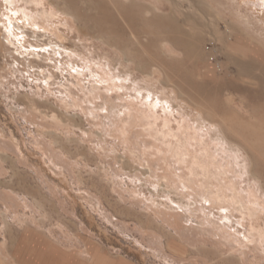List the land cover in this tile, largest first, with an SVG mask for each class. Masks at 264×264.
<instances>
[{
    "label": "rangeland",
    "instance_id": "1",
    "mask_svg": "<svg viewBox=\"0 0 264 264\" xmlns=\"http://www.w3.org/2000/svg\"><path fill=\"white\" fill-rule=\"evenodd\" d=\"M10 1L0 0V137L8 139L6 141L9 142V138L14 139V136H17L8 130L13 129L12 119L18 124L25 123V119L18 116L20 112L40 111L45 114V117H49L50 113H52L51 117H55L58 112L61 117L59 120L61 129L58 130V134L71 144H73L72 136H77L79 144L77 152L82 160V165L79 168L81 179L78 184L81 185L82 198L78 199L79 203H82V214L77 217L64 215L57 201L50 198L48 193H46L47 205L44 207L42 193L38 199L40 201L36 200L34 207L32 204H25L23 209L17 212L0 209V264H15L18 258L24 263L26 262L25 264H30L35 260L44 262V264H177L179 259L170 253L177 250L180 241L174 233L157 221L152 210L155 211L154 201L157 202L158 209H164L171 218L185 220L190 226L193 223L195 226L197 223L205 224L206 227L214 229L215 235L220 230V235H225V239L231 240L230 242L234 244L232 249L243 254V260L246 255L247 262L250 264H264V246L258 236L251 237L249 239L251 242H247L246 249L242 252L240 251L241 247L235 246L237 238L234 235V229L239 230L241 234L246 232L245 227H241L237 220L239 213L236 212V218L226 222L223 208H227V206L215 202L210 205L205 201L204 191L200 186L203 179H190L187 185L191 190H186L182 179L176 176L177 173L187 175L188 169L185 166L182 168L177 165L176 160L169 155L170 166L166 167L158 158L156 160L153 158L152 151L145 154L143 145L146 142L154 144L156 148L161 146L160 148L167 150L161 142L157 143L153 138H149V134L143 130L139 136H144V138L137 139L140 127H142L138 121L137 113H134L133 123L131 121L132 124L128 126L133 133H131V139L129 138L130 142L129 140L125 142L122 132H120L123 126L120 121L121 116L108 118L109 116L105 115L107 113L103 111L101 115L94 112L93 103L100 104L102 102L99 97L93 99L91 96L94 93L90 86L94 80L93 71L86 67L83 60L86 59L85 61L89 62L92 69L95 70L99 63H104L106 55L120 57L119 52L97 39L84 38L81 31L78 30L88 29L90 26L81 17L70 16L67 22L70 24L69 27L59 24L57 20H45L44 17L37 18L40 20L36 19L37 21L32 23L26 20L24 7L28 10L32 9L35 16L38 15L37 10L42 9L27 4L25 0H15L17 1L16 5ZM44 1L48 8L53 5L55 8L59 6L60 10L62 7H67L64 0H55L57 3L53 0ZM76 1L75 5H68V7L71 9V7L76 8L78 4L82 5L81 0ZM107 1L114 13H119L125 8L131 15L139 14L137 26L140 28L146 27L153 32L171 30L179 36L175 42L178 44H175V47L171 46L169 52L157 44L158 48H161L159 50L156 44L151 42L152 35L143 32L139 36L138 34L132 36V27L125 21L126 18L122 19V25L126 29L124 44L127 46L126 43H128L134 48L133 53H138L135 48L151 42L154 44L151 51L158 50V52L154 51L152 56L158 60L162 68L160 71L156 67L153 69V64L151 67L148 66L150 73H155L151 77L152 75L143 73L136 62L121 65L117 59L114 60L116 67L120 64L121 74L132 77L134 83L131 82V86L137 88L138 86L135 84L141 81L142 85L154 89L158 94L162 93V97L166 99H168L167 94L169 93L176 98L174 101L175 112L185 104V110L193 115V119L197 118L201 125L213 129L210 137L212 140L218 137L228 141L226 135L218 133L219 130L221 131L218 125L205 120L201 111L190 106L189 103H185L187 101L178 96L183 94L189 99L200 100L202 95L199 91L202 90L203 85L215 87L219 91L213 95L210 93L205 95L206 99L223 103H227L228 98L236 100L231 118H217L223 124L225 123L224 126L228 132H232L239 139L245 135H251V138L259 136L264 139V96L261 98L253 96L255 90L264 89V9L257 4L260 2L259 0ZM26 5L28 6L26 7ZM14 8L19 13L16 10L8 11L9 9L14 10ZM19 9H22V12ZM9 14L13 16L12 20L8 19L10 22L6 20L9 18ZM165 20H169L168 24H165ZM36 23L38 24L37 28ZM10 29L12 30L10 31ZM11 32H14L13 35ZM59 34H64L65 41L59 39ZM47 36L53 39L49 40ZM9 39L14 42L13 45ZM51 41H55L54 43L57 42L56 44L63 47L60 52L58 50L59 53H56L49 45ZM77 42H79V48L76 47ZM64 46L66 48L76 47L78 52L83 50L85 57L83 60L75 57V61L72 62L70 56L66 54ZM92 49L95 55H92ZM34 52H39L41 56H36ZM211 55H215L220 61L222 69L217 68L211 60ZM245 62L250 65L251 69L248 71L250 73L244 75L241 73L240 64ZM76 68H79L80 72L82 71L80 75L84 80L82 84H78ZM84 71L88 72L84 73ZM49 74H52L54 79L49 78ZM190 78L192 85L187 80ZM163 79L167 84H163ZM64 84L70 85L67 86L70 91ZM90 91L92 92L90 93ZM179 92L180 94H178ZM96 95L98 94L96 93ZM81 105L84 106L85 114H82L80 109H75ZM112 118L115 120L113 121ZM43 123L48 124V122ZM38 128L40 135L47 136L48 132L43 129L44 127ZM28 133L31 134V132ZM28 133L22 131L21 138L24 141H26V136H29ZM230 145V148L235 146L232 142ZM36 146L40 147V144H36ZM236 148L244 156L239 160L242 164V169H239V172L243 174V177L236 179L239 189L247 197V192L254 190L257 197L263 201L264 166L260 165L263 178L255 179L249 171L251 160L242 148L238 146ZM221 153L224 156H230V152L225 149L221 150ZM5 159L8 158L5 157ZM147 163L151 165L152 171L146 174L145 171L148 170L141 167ZM175 169L177 172L174 171ZM18 172L25 175L26 170L20 168ZM164 175L168 179L164 180ZM26 180H22L24 185L27 183ZM72 180L66 179L67 190L71 193L74 192ZM220 181L222 179H209L205 182L210 184L212 190H217L222 187ZM37 186L40 188L43 185L37 181ZM92 188L95 191L93 198L91 197ZM134 191L141 194L140 197H134ZM223 193L227 192L223 191ZM71 202L74 207H78L74 199ZM185 203L190 204L191 208L187 210L182 206V209L185 208V210L181 208L172 210L173 206L179 207ZM48 210L50 214H46ZM3 211H7L5 217ZM44 212L46 215H43ZM6 218L7 221H5ZM214 218L225 221L226 228L215 225L212 220ZM255 220L258 225L264 227V214L259 215ZM81 236L86 240V245H83L84 242L80 243L78 238ZM157 239L160 243L162 241L163 246L166 244L169 250L165 251L164 247L163 252H160ZM76 241H78L77 244ZM90 247L96 253L97 258L91 259L88 256H83L82 250H88ZM181 253L185 254L186 252Z\"/></svg>",
    "mask_w": 264,
    "mask_h": 264
},
{
    "label": "bare ground",
    "instance_id": "2",
    "mask_svg": "<svg viewBox=\"0 0 264 264\" xmlns=\"http://www.w3.org/2000/svg\"><path fill=\"white\" fill-rule=\"evenodd\" d=\"M17 1H19V0H17ZM17 1L11 0L10 2H12V3L14 2V4H15ZM53 1H55V0H53ZM64 1H65V3H67L66 4L67 7L63 8L61 6L62 7L61 8L62 11H61L60 9H58L59 6H58V8H55L53 5L52 7L48 8L46 6V3L44 0H25V2L27 4L35 5L37 8H41L42 10L38 9L37 10L38 15L35 16L32 9L28 10L27 8L24 7V9H23L24 16H25V18H27L26 19L27 21H30L32 23H35L38 20L37 18L44 17L45 20L46 19L52 20V21L57 20V21H59V24H62L63 26H67V27H69V25H70L67 23L68 18L70 16L72 17V15H73V16L81 17L82 19L85 20L86 24L90 26L89 28L87 27L88 29H86V28L80 29L79 28L80 30H78V31L79 32L81 31L82 36L84 38L97 39V40L105 43L106 45H109L114 50L119 52L120 57H117L118 55H113L112 57H110L109 55L105 54L106 58H104V63L103 62L99 63L97 65V69L93 70L92 69L93 67L91 66V64L89 62H86L85 61L86 59L83 60V58L85 57L84 51L83 50L81 52L77 51L76 47L78 46V48H79V42H77L76 47H73V48H70V47L66 48L64 46L66 49L65 52L68 56H70V58L72 59V62L75 61V57H79L86 63V65H87L86 67H88L89 70L93 71L92 76H93L94 80L90 86L93 89L94 93L91 96L93 97V99L99 97L100 101L102 102L100 104L99 103L98 104L93 103L94 112L98 115L99 114L101 115V113L103 111L104 113H107L105 115H106V117L109 116L108 118L113 117V116H116V117L121 116L120 121H121L123 126L121 127L120 132H122V137H123V140L125 142H127L129 140L131 133H132L131 130L128 128V126H130L133 123V121H132L133 116L137 113L138 114V116H137L138 121H139V123H141V126H142V127H140L141 129L137 135L138 136L137 139L142 140V137L144 138V136L141 137L139 135L143 131H145L149 134V136H148L149 138H153L157 143L161 142L162 145H164L166 147V150H167V151L163 150L162 148H160L161 146L156 148L154 146V144H147V142H146V144L143 145L145 148V154L152 151L153 152V154H152L153 158H155V160H156V158H158V160H160L163 164H165L166 167L170 166V163L168 160L169 155L172 156L176 160L175 163L177 165H180L182 168H183V166H185L188 169L187 175H184L182 173H177L176 176L179 179H182V183L184 184V187L186 190H191V188H189V186L187 185L190 182V179H203V181L200 182V186L204 191L205 201L207 202V204H210V205L214 202L219 203V204H223L224 206L226 205L227 208H223V213H225V217L227 220L226 222H228V221L230 222L231 221L230 219H232L234 217L236 218V216H235L236 212L239 213V218L237 220H239V225L241 227H245L246 232H243V234H241L240 231L236 230V229H234L233 232L237 238L236 239V243H237L236 245L238 248L241 247L240 248L241 252L246 249L245 246H246L247 242H249V243L251 242V241H249V239H251V237L254 238L255 236H258L260 238L261 244L264 246V227L263 226L261 227L260 225H258L255 222L256 221L255 219H257V217L259 215L264 214V200L262 201L259 197H257V193L254 190H251V192H247L248 197L245 196L244 192L239 189V186H238L237 180H236V179H242V177H243V174H241V172H239V169H242V164L240 163L239 160L241 158H244V156L240 153V151L237 150L236 146H238L239 148H242L246 152V156L251 160V165L249 166L250 167L249 171L253 175V177L255 179L263 178L262 174H261L260 165L264 166V139H261V137H259V136L257 138H255V137L251 138L250 137L251 135L250 136L245 135V137H243L244 134L241 135L243 138L239 139V137L238 138L235 137L232 134V132L231 133L228 132V130L224 126L225 123L223 124L220 120L217 119V118H224L225 119L226 117L231 118L233 105H235L236 100L234 98H228L229 101L227 103H223L221 101L216 102V101H211V100L206 99L205 95H207L209 93H210V95L211 94L213 95L214 93L219 91L217 88L210 87L209 85H208L209 87L203 85L202 90L201 91L198 90L199 93L202 95V99H200V100H196V99L194 100L193 98L189 99L187 97H184L183 94H180V92L178 93V94H180L178 96L181 97L182 100L187 101L185 103H189L190 106L194 107L198 111H201V113L203 114L202 116H204L205 120L210 121L214 125H218L219 128L221 129V131L219 130L218 133L220 135H226L228 141L221 140L218 137H216L214 140H212L210 137L212 135L213 129L210 127H206L204 125H201V122L199 119H197L195 117H194L195 119H193V115H191L187 110H185V108H186L185 104H183V106H181V108H178L179 110L177 112H175V107H174V101L176 100L175 97L171 96L168 93L167 94L168 99H166V98L162 97V93L158 94L154 89H152V88L149 89L145 85H142L141 81H139V82L136 81L137 83L135 82L136 83L135 86H138V87L134 88L130 84L131 82L134 83V81H132V77H130L128 75L124 76L123 74L120 73V72H122L120 64L122 65L123 63L130 64L131 62H136L138 64V68L141 69L143 73H147L149 76L152 75L151 77H153V75L155 73H153V74L150 73L151 71H150V68H148V66L151 67L153 64V69H154V67H156L160 71H162V68H161V65L159 64L158 60L152 56V53H154V51L158 52V50L155 49V47H154L155 50L153 52L151 51V49H153L152 47L154 45V44H151V42L155 43L156 46H157V44H159V46H161V48L168 51L171 46L175 47V44H176L175 42L177 41L179 36H177L171 30L153 32L152 30H150L149 28H146V27L140 28L137 26V24H138L137 18L139 16V14L131 15V13L128 12V10H126L124 8L122 10L119 9L120 10L119 13L115 12L118 14V15H116L113 12V10L109 7L110 5H109V2L107 0H85V1L81 0L82 5L78 4L76 6V8L71 7V9L68 7V5H72V4L75 5L77 1L76 0H64ZM249 1H251V0H249ZM259 1L260 2H258L257 4H259L264 9V0H259ZM23 4H20V5H23ZM51 4H53V3H51ZM74 5H73V7H75ZM27 6L28 5H26V7ZM84 6H85V9H84ZM13 7H14V5H13ZM15 8H14V10L9 9L8 11L13 12L16 10ZM92 9H93V11H92ZM19 10L22 12V9H19ZM16 12H18V10H16ZM35 12H36V10H35ZM16 15H17V13L15 14V16ZM24 16H21V17H24ZM38 16H40V17H38ZM12 18H13V16L9 14V18H7L6 20H8V19L12 20ZM122 19H125V21L128 22V24L132 27V32H133L132 36L137 35V34L139 36L143 32H145V33L147 32L150 35H152V41L149 44H147V45L141 44L138 48H135V49H137L136 52H138V53H133L132 50L134 48L132 46H129L128 43H126L127 46L124 44V42L126 41V39H125V35H126L125 30L126 29H124V27L122 25L123 24ZM45 20H42V21H45ZM168 21L169 20H167L165 24H168L167 23ZM38 24H39V22H38ZM38 24L36 23L35 26ZM46 24H47V22H46ZM30 25H32V24H30ZM41 26H42V24H41ZM9 28H10V26H9ZM15 28H16V26H15ZM36 28H37V26H36ZM11 30L12 29H10V31ZM45 30H46V28H45ZM8 31H9V29H8ZM47 31H45V32H47ZM13 33L14 32H11L12 35H13ZM44 35H46V34H44ZM63 35L59 34L58 37L62 41H65L66 37H64ZM47 37L49 40H50V38H52V37L49 38V36H47ZM67 37H69V36H67ZM19 38H20V36H19ZM11 39H9V40L13 45L14 42L11 41ZM15 39H16V37H15ZM54 42L51 41L49 45L51 47H53V50L56 53L58 52V50L60 52V49L63 47H61V45L56 44L57 42L56 43H54ZM138 42H139V40H138ZM49 45H47V47H49ZM83 45H85V44H83ZM159 46H157V48ZM90 47H89V49H90ZM161 48L160 49L158 48V49L161 50ZM34 54L38 57L41 56L39 54V52H34ZM61 55H59V56H61ZM92 55H95V52L93 51V49H92ZM93 57H95V56H93ZM116 59L120 62V64L117 67L114 65V60H116ZM158 59H159V57H158ZM246 59H248V58H246ZM148 64H151V65H148ZM240 66H241L240 70H241L242 74L245 75V73L246 74L250 73L248 71L251 69V67L246 62L244 64H240ZM78 69L77 68L75 69V72L77 73V78L79 79L78 84L79 83L82 84L84 81L81 79V76H80L82 71L80 72V69L79 70ZM125 69H127L126 66H125ZM69 70H71V69H69ZM75 72H74V74H75ZM86 72H88V71H86ZM86 72L84 71V73H86ZM166 75L168 76L167 73H166ZM48 77L49 78L52 77V79H54L52 74H49ZM242 79H243V77H242ZM187 80L192 85V83H191L192 79L190 78ZM243 80H245V79H243ZM163 84H167L164 79H163ZM73 85H74V82H73ZM64 86H66V85L64 84ZM185 86H188V85H185ZM68 87H67V89H68ZM84 87H87V86L84 85ZM77 88H79V87H77ZM88 88H89V85H88ZM83 89H85V88H83ZM135 91H136V94H135ZM162 91L166 92V90H162ZM91 92L92 91H90V93ZM95 92L98 95H96ZM69 93H71V92H69ZM218 94H217V96H218ZM253 96H255L257 98L263 97L264 96V89L255 90L253 92ZM198 98H200V97H198ZM69 102H70V100H69ZM71 107H72V105H71ZM73 107H77V106H73ZM78 107L79 108H75V109H80L81 113L83 114L85 111L84 106L81 105ZM106 117H105V119H106ZM112 120L114 121L115 119L112 118ZM131 121H132V123H131ZM160 123H161V125H160ZM141 130H143V131L141 132ZM250 134H252V133H250ZM129 142H130V140H129ZM231 142H232V144L235 145V146H232V148H230ZM142 143H143V141H142ZM224 149L226 151L230 152V156L222 155L221 150L224 151ZM142 156L144 157L143 154H142ZM141 168H143V169L145 168L148 170V171H145L146 174H147V172L152 171V167L149 163H147L146 165H144ZM174 171L177 172L176 169ZM112 173H115V172H112ZM145 173H144V175H146ZM149 175H151V174L149 173ZM156 175H158V174H156ZM163 177H164L163 178L164 180L168 179V177L166 175H164ZM209 179H220V180L222 179V181H220L222 187L217 189V190H212L210 187V184L209 183L207 184L205 182ZM249 179H250V177H249ZM223 191H226L227 193H223ZM133 194H134V197H140V195H141L139 193H136V191H134ZM202 198H203V196H202ZM153 205L156 209L159 208L156 201L153 202ZM182 206H184L187 210L191 208L190 204L185 203V204H181V206H179V207L173 206L172 210L179 209V208L182 209ZM185 208H183V209L185 210ZM6 212L7 211H3V214H5L4 217L7 215ZM153 212H155V211H153ZM220 214H221V212H220ZM7 220L8 219L6 218L5 221H7ZM212 220H213V223L215 225H217L218 227L226 228V226H227V223L225 221H222V220L219 221V220H216L215 218ZM78 239H80V243L84 242L83 245H86V242H85L86 240L82 236H81V238H78ZM74 240H76V238H74ZM77 243H78V241H76V244ZM77 247H78V245H77ZM51 253L53 254L54 252H51ZM82 254H83V256H88L91 259L97 258L96 253L93 251V249L91 247L88 248V250H84V251L82 250ZM242 256H243V254L241 255V253H240L241 259H242ZM15 259H17V258H15ZM25 263L22 260H19V258L15 262V264H25ZM30 264H44V262H39V261L35 260ZM71 264H73V263H71Z\"/></svg>",
    "mask_w": 264,
    "mask_h": 264
},
{
    "label": "crops",
    "instance_id": "3",
    "mask_svg": "<svg viewBox=\"0 0 264 264\" xmlns=\"http://www.w3.org/2000/svg\"><path fill=\"white\" fill-rule=\"evenodd\" d=\"M51 114L49 117H45V114L40 111L20 112L18 116H22L25 123L18 124L12 119L13 129L8 130L14 135L17 134L14 136L16 139L9 138L8 142L6 141L8 139L0 137L1 210L17 212L22 210L25 204H32L34 207L36 200L40 201L38 199L42 193L44 207L47 205L46 193H48L50 198L57 201L64 215L77 217L82 214V203H79L78 199L82 198L81 185L78 184L81 179L79 168L82 165V160L77 152V145H79L77 136H72L73 144L62 139L58 134V130L61 129L59 122L61 117L58 112L55 117H51ZM43 122H48V124ZM38 127H44L43 129L48 132L47 136L40 135ZM22 131L31 132V134L28 133L29 136H26V141L21 138ZM31 135L33 136L31 137ZM36 144H40V147H37ZM20 168L26 170L25 175L18 172ZM23 179H27L26 185L23 184ZM66 179H73V193L67 190ZM37 181L43 186L39 188ZM94 192L92 188V198ZM36 194L37 196H35ZM72 199L76 201L78 207H74ZM152 210L154 211V209ZM46 214H50V211L48 210ZM46 214L43 213V215ZM154 214L157 221L174 233L180 241L177 250L170 253L179 259L177 264H250L247 262L246 255L244 260H241L239 251L235 252L234 248L232 249L234 244L230 242L231 240L227 241L225 235H220V230L215 228L218 230V234L215 235L214 229L206 227L205 224L197 223L201 227L195 226L194 223L192 226L187 225L185 220L169 217L162 208H155ZM233 242L235 243V241ZM157 244L160 252H163L164 247L165 251L169 250L167 245L163 246L162 241L160 243L158 239ZM235 246L237 245L235 244ZM181 252L186 253L182 254Z\"/></svg>",
    "mask_w": 264,
    "mask_h": 264
},
{
    "label": "built area",
    "instance_id": "4",
    "mask_svg": "<svg viewBox=\"0 0 264 264\" xmlns=\"http://www.w3.org/2000/svg\"><path fill=\"white\" fill-rule=\"evenodd\" d=\"M212 48H214V46H212ZM211 60L216 64L218 69H222L221 68V63H220V61L217 60L215 55H211Z\"/></svg>",
    "mask_w": 264,
    "mask_h": 264
}]
</instances>
